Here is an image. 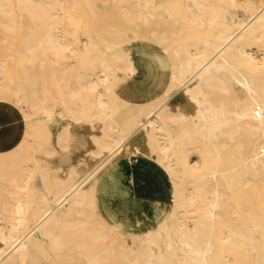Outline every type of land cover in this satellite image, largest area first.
<instances>
[{
    "label": "bare ground",
    "instance_id": "6f19581e",
    "mask_svg": "<svg viewBox=\"0 0 264 264\" xmlns=\"http://www.w3.org/2000/svg\"><path fill=\"white\" fill-rule=\"evenodd\" d=\"M139 42L159 97L118 90ZM131 157L171 203L121 232ZM0 264H264V0H0Z\"/></svg>",
    "mask_w": 264,
    "mask_h": 264
},
{
    "label": "rangeland",
    "instance_id": "374dc122",
    "mask_svg": "<svg viewBox=\"0 0 264 264\" xmlns=\"http://www.w3.org/2000/svg\"><path fill=\"white\" fill-rule=\"evenodd\" d=\"M163 53L156 45L151 43L139 42L136 44L132 50V59L135 68L134 73L119 85L118 90L124 92V90L127 91L125 87H129L128 94L135 98L146 96L159 97L162 95L168 82L170 70L168 59ZM146 101L148 99L140 102ZM136 160H142L145 167L159 172L161 178L163 176L166 180L167 186L165 185L164 187L165 193H171V184L167 175L154 162L139 157L118 160L116 171L113 174V181L108 182L103 187L99 197L104 215L107 218L108 216L110 219L112 218L113 223L119 224L121 232H125L126 230L135 231L136 229L133 225L136 222H138L142 230L153 227L156 220L155 213L159 210L166 211L171 203V197L165 203L158 204L141 201L132 196L128 189L127 173L130 170L131 164Z\"/></svg>",
    "mask_w": 264,
    "mask_h": 264
},
{
    "label": "crops",
    "instance_id": "0c3cea01",
    "mask_svg": "<svg viewBox=\"0 0 264 264\" xmlns=\"http://www.w3.org/2000/svg\"><path fill=\"white\" fill-rule=\"evenodd\" d=\"M2 123L4 121H1ZM129 169L127 173L128 189L134 198L158 204L169 200L171 193H165L166 180L163 176L161 178L159 172L145 167L142 160H136Z\"/></svg>",
    "mask_w": 264,
    "mask_h": 264
}]
</instances>
